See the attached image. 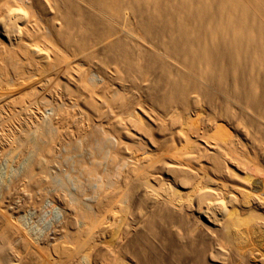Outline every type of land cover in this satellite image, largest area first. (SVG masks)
<instances>
[{
	"label": "rangeland",
	"instance_id": "374dc122",
	"mask_svg": "<svg viewBox=\"0 0 264 264\" xmlns=\"http://www.w3.org/2000/svg\"><path fill=\"white\" fill-rule=\"evenodd\" d=\"M156 1L161 8L118 0L106 10L93 0H34L18 14L15 0H0V36L4 22H17L23 41L14 54L4 43L0 54V114L13 118L14 131L0 133V187L26 171L49 131L59 142L46 160L54 188L20 215L38 233L52 230L65 214L49 195L78 204L84 189L92 224L76 228L71 215L73 227L52 242L67 259L87 245L97 264L140 256L147 264H264V59L250 42L244 55L209 66L198 39L213 12L200 0ZM31 102L39 116L26 126L27 116L11 111Z\"/></svg>",
	"mask_w": 264,
	"mask_h": 264
},
{
	"label": "bare ground",
	"instance_id": "6f19581e",
	"mask_svg": "<svg viewBox=\"0 0 264 264\" xmlns=\"http://www.w3.org/2000/svg\"><path fill=\"white\" fill-rule=\"evenodd\" d=\"M93 1L102 9H106V10H114L118 7L117 5H119L118 0H93ZM190 1L191 0H183V2H185L186 4L188 2L190 3ZM200 1H201V6L199 5L200 10H205V11L209 10L214 14L213 23L204 29V32L202 33L201 36H199L198 39L199 42H202L201 58L204 60L206 64H208L209 66L215 65L217 61L221 58V56H229V57H233L236 55L238 57L242 56L244 55L245 48L248 46V43L250 42H253L252 43L253 45L250 48L251 49L250 52L257 54L258 56L264 59V24L261 23L263 21L257 19V16L259 15L264 17V0H200ZM156 2L157 1L155 0L154 3L157 4ZM32 3H35L34 0H15V4L18 5V8L16 7L18 9V14L19 11L20 12L22 11L21 14H23V12L25 14V8L27 7V5L33 7V5H30ZM157 5L159 6V8H161L160 6L161 3L159 5L158 2ZM16 8L14 11H16ZM22 17H26V16L22 15ZM18 19L19 18L16 17L15 15L14 20L9 19L8 21H16ZM9 24L10 23L8 22L7 23L4 22L2 25L3 32L1 34H3L2 35L3 38L0 36V54L4 53V48H5V45H3L4 43H7L8 47H15L17 49V50L9 51L10 54L17 53L18 51L21 50V48L16 47L17 44H19V42H23L21 39V34H22L21 28L19 27L17 22H15L13 25H9ZM178 24L179 27L181 28H177V29L178 30L180 29V31L182 29V32L185 31L187 26L186 21H181L180 23L178 22ZM25 26L29 27L30 29L29 22H27ZM174 27L177 26L175 25ZM93 29L94 27L92 28V30L90 28L91 31H94ZM23 45L24 47H26L25 44ZM40 50L41 49L37 50V52L39 53ZM211 73L212 71L209 70L207 74L209 75ZM15 81L16 79L13 82ZM54 98L55 97L49 96L47 102L48 103L55 102ZM21 105H23V103ZM25 106L22 107L23 109L20 108L22 111L13 110L11 111L13 114L10 111L9 112L13 115V117L15 113L17 115L23 114L24 116H27L25 118H27L28 121L25 123L26 126H29V123L32 124V119L33 120L38 119L39 109L36 108V111L32 110L31 108L32 102L29 105H27L26 108ZM0 117H1L0 133L5 134L4 132H6L5 130L8 127V123L10 122L9 125L11 126L10 120L11 119L13 120V118L9 120L5 118L6 116L3 117L2 114H0ZM14 118L16 119V116ZM19 123L17 125H19ZM15 124L16 123L13 124L14 127ZM11 128L8 127V129L12 130ZM28 132H29V128H28ZM41 136H42V140L38 143L37 154L33 163H31L30 166L26 169V171L23 172L21 175L17 177L15 176L16 178L13 177L14 178L13 180H9V182L10 181L11 182L8 183V185H6L5 188L0 187L1 189L0 219L4 220L3 224L5 226V229L0 232V264H94V262L96 261L94 254L95 251L94 250H92L93 252L91 250L88 251L87 250L88 248L86 247L87 245L83 247L82 255L78 257H73L71 259H67L68 253L66 252L65 248L64 247L62 248L59 245H54L52 243L56 238H58V235L59 237L60 235L65 236V234H67L70 231V229L73 227V222L70 223L72 216L73 217L75 216L74 218L77 217L75 220H77L80 223V226H78L77 224L76 228L81 227L85 231L86 226L88 227L90 222L92 224L93 221L92 218L94 214L92 213V211L88 209V205L85 204L86 201V198H84L85 190L82 189L81 187L76 192L78 198L74 197V199H76L75 201H78V204L74 202V204L76 203V206H73L74 205L73 202L71 203L73 204L71 206L70 201L68 199L69 197L67 198L64 194L62 195L59 194L55 196L49 195L53 199L54 203H58L62 207L63 212L65 214L64 224L55 227L51 226L53 228L52 230L47 229L48 231L46 230V232L42 231L38 233L36 230L34 231L31 224L32 222H30L31 220L29 221L27 214L26 216L28 219L25 217V213L24 216L20 215V213H23L25 211V209L27 211L32 207L34 208H36L37 206L39 207V205L42 204L43 197L47 196V192H46L47 188H52V187L54 188V183H53L54 176L51 175L52 166H50L46 160L48 157L51 156L53 152H55L54 149L56 148V146L59 145L58 134H52L49 131H45L41 133ZM111 139H113L112 136H109V134L106 133L103 140L105 142H108L111 141ZM108 143L110 144V142ZM5 146L6 145L1 146L2 147L1 149H4ZM112 146H115L113 140H112ZM22 191L23 194L20 193ZM36 192L42 194L41 195L42 198H40L41 196L36 198L35 197L37 195ZM164 199L165 201H169V198L167 197ZM168 203L172 204L171 200ZM172 205L176 210H181L183 208L182 204L180 203H173ZM54 208L55 207H53V209ZM56 209L59 210L58 208ZM75 220L74 223H77V221L75 222ZM87 222L89 223L88 225ZM234 225H237L236 220ZM82 229L75 230L73 235L74 236L80 235L82 233ZM200 234L201 235L204 234L203 230H200ZM120 240H121V233L115 234V238H114L115 247L117 248L119 247L116 245H119ZM92 242L90 241L87 244L91 246ZM126 261L127 262H123L122 264H147L142 259V256L137 258H132L131 260H126Z\"/></svg>",
	"mask_w": 264,
	"mask_h": 264
}]
</instances>
